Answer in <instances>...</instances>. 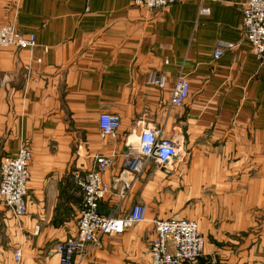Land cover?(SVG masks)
<instances>
[{"label":"crops","instance_id":"crops-1","mask_svg":"<svg viewBox=\"0 0 264 264\" xmlns=\"http://www.w3.org/2000/svg\"><path fill=\"white\" fill-rule=\"evenodd\" d=\"M245 1L149 11L132 0H0V25L35 39L0 49V159L22 146L32 154L26 215L14 220L0 204V264H58L55 246L75 234V175L96 156L112 157L103 179L115 188L99 214L139 205L144 221L85 245L76 264H150L154 222L168 219L194 222L204 240L186 264H264V62L243 39ZM219 41L236 49L213 60ZM152 71L163 90L146 83ZM180 76L189 97L173 107ZM102 113L119 117L114 137L99 133ZM149 128L178 156L166 169L148 161L139 175L124 172V154Z\"/></svg>","mask_w":264,"mask_h":264},{"label":"built area","instance_id":"built-area-1","mask_svg":"<svg viewBox=\"0 0 264 264\" xmlns=\"http://www.w3.org/2000/svg\"><path fill=\"white\" fill-rule=\"evenodd\" d=\"M181 0H132L135 6L149 11H162ZM209 13L207 8L200 9L201 15ZM242 35L259 63L264 62V0H246L241 8ZM32 34L24 35L13 25H0V49L13 48L27 50L34 47ZM236 49L233 44L217 42L212 59L218 60L222 55ZM146 83L158 90L166 86L165 76L157 72L147 74ZM189 97V82L186 77L177 78L171 91L169 104L182 106ZM97 126L102 137H114L120 126L118 116L102 113ZM178 156L177 148L166 140L158 138L154 129L144 130L138 137L136 146L128 147L124 154L122 168L126 173L139 175L148 161L166 169ZM31 151L22 146L16 154L0 159V204L15 220L26 215L27 184ZM112 163V157L96 156L85 172L75 175L76 184L81 190V202L75 225V234L55 246L58 264H76L77 256L87 244L97 245L104 237L120 235L125 227L144 221V208L135 205L122 217H104L98 212V205L115 189L105 182L103 177ZM124 178V174L120 175ZM128 184L123 181L116 190L118 196L124 197ZM155 239L149 248L150 264H186L194 263L203 253L204 240L192 221L168 219L154 222ZM37 231V230H36ZM13 260L20 261V251L15 250Z\"/></svg>","mask_w":264,"mask_h":264},{"label":"rangeland","instance_id":"rangeland-1","mask_svg":"<svg viewBox=\"0 0 264 264\" xmlns=\"http://www.w3.org/2000/svg\"><path fill=\"white\" fill-rule=\"evenodd\" d=\"M15 220V219H14Z\"/></svg>","mask_w":264,"mask_h":264}]
</instances>
